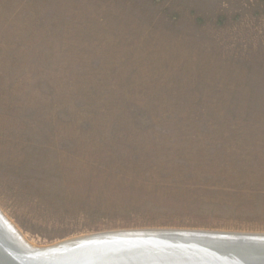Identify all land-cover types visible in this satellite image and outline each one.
<instances>
[{
    "label": "rangeland",
    "instance_id": "rangeland-1",
    "mask_svg": "<svg viewBox=\"0 0 264 264\" xmlns=\"http://www.w3.org/2000/svg\"><path fill=\"white\" fill-rule=\"evenodd\" d=\"M0 210L264 233V0H0Z\"/></svg>",
    "mask_w": 264,
    "mask_h": 264
},
{
    "label": "bare ground",
    "instance_id": "bare-ground-1",
    "mask_svg": "<svg viewBox=\"0 0 264 264\" xmlns=\"http://www.w3.org/2000/svg\"><path fill=\"white\" fill-rule=\"evenodd\" d=\"M0 213V219L2 220L0 222V244H2L6 252L25 264H133L137 260L131 262L133 260L132 258H146L153 255L159 257L170 256L173 260L169 264H219L215 262L216 259L214 260V258L218 256L217 258L221 259L225 253L223 251L230 250L232 252H230L229 257L218 261L242 263L241 260L252 258L264 260V254H260L264 250L259 251V249H256L254 253H259L253 254L251 250L255 248H251L250 246L240 247L229 244L226 246L217 241L207 242L189 238H172L157 235L150 237L139 234L131 235L121 233L138 232L137 230H115L83 234L51 244L37 245L29 241L1 210ZM142 230L202 231L210 233L264 235V233L197 229L154 228ZM195 243L199 244L196 245ZM191 244L194 245L188 246ZM179 246L182 247L179 248ZM185 246H188V248H185Z\"/></svg>",
    "mask_w": 264,
    "mask_h": 264
},
{
    "label": "water",
    "instance_id": "water-1",
    "mask_svg": "<svg viewBox=\"0 0 264 264\" xmlns=\"http://www.w3.org/2000/svg\"><path fill=\"white\" fill-rule=\"evenodd\" d=\"M1 215V213H0ZM1 220V219H0ZM2 222V220L0 221ZM138 232H121L125 234H131V235H142V236H162V237H172V238H185V239H192V240H200V241H207V242H220L223 245L228 246L229 245H234V246H240V247H247L250 246L252 249L253 254L256 249H259V251L264 250V235H253V234H244V233H217V232H202V231H176V230H154V231H149V230H137ZM158 231V232H157ZM120 233V232H119ZM101 237V236H100ZM93 238V237H91ZM90 238V239H91ZM176 240V239H173ZM198 245L199 243H195ZM178 245V244H176ZM194 244L188 245V246H193ZM2 244H0V264H25L22 261H19L15 259L11 254L6 252L3 248ZM188 246H185V248H188ZM178 247V246H175ZM182 246H179V248ZM189 248H195V247H189ZM225 252L223 254V258L225 259L230 256V251H223ZM237 252V251H236ZM260 254H264L260 253ZM6 256V257H5ZM218 257V256H217ZM214 258L215 262L219 264H264V260H256V259H247V260H241L242 263L238 262H229V261H218L221 259ZM222 257V256H220ZM133 262L134 260H137L135 263L137 264H169L171 262L170 256H148L146 258H132ZM213 261V260H212ZM125 263V262H124ZM133 263V264H135Z\"/></svg>",
    "mask_w": 264,
    "mask_h": 264
}]
</instances>
